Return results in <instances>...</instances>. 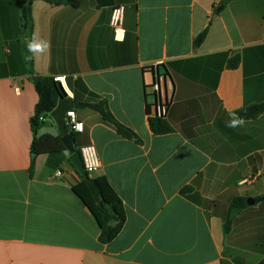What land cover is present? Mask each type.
I'll return each mask as SVG.
<instances>
[{
	"label": "crops",
	"instance_id": "0c3cea01",
	"mask_svg": "<svg viewBox=\"0 0 264 264\" xmlns=\"http://www.w3.org/2000/svg\"><path fill=\"white\" fill-rule=\"evenodd\" d=\"M222 1L34 0L31 38L19 1L0 0V264H264V203H247L224 232L235 197L264 196V113L233 116L264 102V0H232L216 15ZM117 6L122 41L110 24ZM31 46L35 75L63 77L80 106L76 149L93 145L101 162L89 177H106L123 202L126 223L109 244L73 192L84 176L70 153L38 156L31 175L39 100ZM236 56L239 66L229 68ZM156 64L173 96L174 132L165 135L150 126ZM96 96L141 145L99 122L84 105ZM44 123L39 136L62 134L52 119Z\"/></svg>",
	"mask_w": 264,
	"mask_h": 264
},
{
	"label": "trees",
	"instance_id": "16d2710c",
	"mask_svg": "<svg viewBox=\"0 0 264 264\" xmlns=\"http://www.w3.org/2000/svg\"><path fill=\"white\" fill-rule=\"evenodd\" d=\"M22 9V27L23 32L33 37L34 21L32 17V5L34 0H18ZM52 2L53 0H47ZM232 0H224L219 3L214 13L223 12ZM63 2L75 7L78 6V0H63ZM208 34V28L205 29L195 40L194 47H200ZM27 63L31 67V80L38 94L39 100L35 108V113L31 119L32 131L34 135L31 151L36 156L33 157L31 166V175L35 170L36 158L40 155L54 154L65 152L66 147L61 141L63 133L59 136L45 134L39 136V131L44 126V119L49 118L50 114L56 109L59 98L64 91L60 87V83L53 78L35 75L33 72V46L30 49L25 47ZM240 64V57L236 56L229 62V68H237ZM68 98V96H67ZM84 105L91 108L98 116L99 122L114 129L121 136L142 144V140L134 133L133 130L124 126L115 119L110 112L107 102L99 97H93ZM264 113V102L255 104L233 113L238 119H254ZM150 126L155 135H165L174 132L167 119L154 118L150 119ZM75 135V133H74ZM88 175V174H87ZM191 190L188 186L181 191L182 195H186ZM73 192L82 200L92 214L100 228L99 241L103 244H109L114 241L121 233L126 223V211L122 200L111 187L106 177L91 178L89 175L83 177L80 184L73 188ZM256 203H264V196L255 199ZM248 208L247 199L244 197H235L232 201L224 223V232L228 234L235 221L237 215L244 209Z\"/></svg>",
	"mask_w": 264,
	"mask_h": 264
},
{
	"label": "built area",
	"instance_id": "2783aa9c",
	"mask_svg": "<svg viewBox=\"0 0 264 264\" xmlns=\"http://www.w3.org/2000/svg\"><path fill=\"white\" fill-rule=\"evenodd\" d=\"M125 9L123 6H117L113 9L111 16V27L113 29L115 38L122 41L125 38L124 29ZM160 64L153 65L149 71L153 73V81L148 86V91L151 93L155 100L149 107L150 118L168 119L170 108L173 104V96L169 94V85L171 84L168 73L159 70ZM56 82L61 83L63 77H56ZM172 91V90H171ZM67 126L69 132L83 133L84 123L81 122L75 110H70L66 114ZM83 165L86 173L94 174L101 168V162L96 148L93 145L83 146L79 149ZM63 176V171L59 170L56 173L57 178Z\"/></svg>",
	"mask_w": 264,
	"mask_h": 264
},
{
	"label": "water",
	"instance_id": "95a60500",
	"mask_svg": "<svg viewBox=\"0 0 264 264\" xmlns=\"http://www.w3.org/2000/svg\"><path fill=\"white\" fill-rule=\"evenodd\" d=\"M58 1V0H55ZM61 89L64 91L62 96L59 98L58 105L56 109L50 114L49 118L52 119L58 128L61 129L62 133L64 134L61 137V141L64 143L66 147V152L70 153V160L78 169V171L84 176L87 177V173L84 169L83 160L81 157L80 152L76 149L74 133L69 132L66 120V114L70 110H74L80 108L79 105L71 103L67 98V93L63 89L62 85L60 84ZM35 154H32V157H35ZM249 205L255 203L253 199H249L247 201Z\"/></svg>",
	"mask_w": 264,
	"mask_h": 264
}]
</instances>
